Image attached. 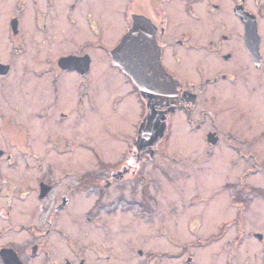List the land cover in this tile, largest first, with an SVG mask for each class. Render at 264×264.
Here are the masks:
<instances>
[{
	"label": "flooded vegetation",
	"instance_id": "af4514ba",
	"mask_svg": "<svg viewBox=\"0 0 264 264\" xmlns=\"http://www.w3.org/2000/svg\"><path fill=\"white\" fill-rule=\"evenodd\" d=\"M135 15L177 82L154 144L139 142L147 100L112 55ZM21 57L46 64L23 68L47 87L16 115L0 98L22 126L0 122V264H264V0H0V97ZM113 71L128 87L99 97L90 74Z\"/></svg>",
	"mask_w": 264,
	"mask_h": 264
},
{
	"label": "water",
	"instance_id": "95a60500",
	"mask_svg": "<svg viewBox=\"0 0 264 264\" xmlns=\"http://www.w3.org/2000/svg\"><path fill=\"white\" fill-rule=\"evenodd\" d=\"M113 59L139 87L147 100L148 114L140 127L139 142L154 144L164 135L165 111L161 105H171L177 96V82L164 67L155 31L148 18L135 15L133 28L123 36L112 51ZM76 57H63L61 64L68 66Z\"/></svg>",
	"mask_w": 264,
	"mask_h": 264
},
{
	"label": "rangeland",
	"instance_id": "374dc122",
	"mask_svg": "<svg viewBox=\"0 0 264 264\" xmlns=\"http://www.w3.org/2000/svg\"><path fill=\"white\" fill-rule=\"evenodd\" d=\"M8 45H9L8 42L5 41V42H3L2 47L5 48ZM38 59H40V58H38ZM102 60L104 61L105 59L102 58ZM17 63L20 66V70H15L12 73V75L4 81L6 90L9 89V94L8 93L6 94V91H5V95L0 97L3 99L4 112L7 113V112H10V110H11V112H13L15 115L17 114V104H18V103H16L17 100L23 101V102H28V101L34 99V100H36V102L40 103L44 99V96L46 95L45 91H46V87H47V81H46L47 77L45 74L37 73V72L33 71L32 68H30V69L23 68L24 65H32L34 68H40V66H45L46 65L45 63H43L42 61L40 62L37 59L31 60L30 58H27V57H21ZM100 66H101V64H97L96 69H98V67H100ZM109 74L110 75L108 78L104 75H98L97 76L96 72H92L90 74L91 78L94 82V85L96 87H100L99 97L106 98V97L112 96L114 91L115 92H121L126 87H128L126 85L125 86H118L116 84L115 79H113V77L114 76L117 77L118 73L113 71V73H109ZM66 77L71 78V77H73V74L67 73ZM13 85H15V87ZM128 85H130V84H128ZM13 87H14V89H13ZM29 97H30V99H29ZM13 98H15L16 100H13ZM134 98L136 99V97H134V96L129 99L130 105L127 106L129 114L130 115L132 114V116L131 117L129 116V118H128V120L132 121V122H130L126 125L127 129H130L131 127L133 128V126H134L133 124L137 121V118H138V116H137L138 114L136 113V110H138V105L136 104L137 102L135 101ZM38 99H41V100H38ZM100 102L102 105L103 104H104V106L106 105V103L104 102V99H100ZM24 107L25 106L20 107V110L22 111L23 114H21L20 110L18 112V115L19 116L21 115L20 117L18 116L19 120H23V121L27 120L29 118L28 117L29 114H33L31 109L24 108ZM109 113L111 114V110H109ZM7 118H9L10 121H9V119L5 120V118H0V122L2 120L4 121L3 122L4 125L1 129L3 131L2 133L4 135L6 133L14 134L16 130H22V128H21L22 126L13 120L14 118L11 114H9L7 116ZM33 118H34L33 122L35 125H34V128L32 127V129L35 131L34 135L36 136V139H37L36 144L38 145V147L46 146L47 142H45V136H43L42 133L40 132L43 129V126H42L43 121L37 120V117H35V116ZM110 119H111V116H110ZM187 134H184L185 136L183 135L181 138L175 133V143L173 142L172 138L169 141V144L171 147H174V144H175V149H179L184 153V154H182L183 156L185 155L184 158H187V152L189 151V149H187V144H188L187 137H189V135L187 136ZM110 141H112V140L110 139ZM113 144H115V143H113ZM65 145H67V148L69 149L71 147L72 143H71V141L70 142L67 141V142H65ZM68 157L70 159L74 160V157L71 156L70 154L68 155ZM179 183L180 182H177V185L175 186V192L177 194L182 193L181 190L183 188V185H180L182 183H180V184ZM179 187H181V190L178 189ZM217 187H218V184L216 186L214 185V188H217ZM205 188H207V186ZM185 189H188V188H185ZM206 190H209V188ZM184 193L186 194V196L188 198H190L192 195V190L186 191V192L184 191ZM224 198L226 199V196H224ZM195 204H197V203H195ZM195 206H196V209L204 208V206H200L199 204H197ZM191 207H193V206H191ZM225 208H227V207H225ZM228 208H230V206H228ZM257 208H264L263 201H258Z\"/></svg>",
	"mask_w": 264,
	"mask_h": 264
}]
</instances>
